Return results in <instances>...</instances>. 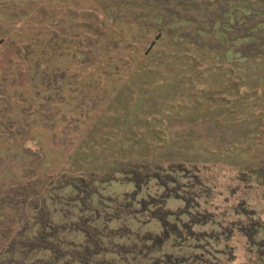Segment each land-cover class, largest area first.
<instances>
[{"label":"rangeland","instance_id":"1","mask_svg":"<svg viewBox=\"0 0 264 264\" xmlns=\"http://www.w3.org/2000/svg\"><path fill=\"white\" fill-rule=\"evenodd\" d=\"M232 172L264 177V0H0V251L49 205L59 256L226 264Z\"/></svg>","mask_w":264,"mask_h":264},{"label":"trees","instance_id":"2","mask_svg":"<svg viewBox=\"0 0 264 264\" xmlns=\"http://www.w3.org/2000/svg\"><path fill=\"white\" fill-rule=\"evenodd\" d=\"M261 183L264 184L263 175H259ZM125 198H131L129 195H125ZM137 204L142 205L143 199L137 200ZM91 205L93 208L89 210L90 213V226L92 233H98L96 229L99 224L100 211L98 210L99 203L91 198ZM184 213V212H183ZM204 213V212H203ZM170 214V212H166ZM68 218L73 221H78L83 216V211L73 206L70 209V212L67 213ZM65 216L62 210H57L50 207L49 205L29 208L28 213L25 215L26 223L31 222L30 226H26L27 230V239L29 241L20 243L19 250L15 249V246L18 245V242H13L14 245L11 247L8 246L5 250L0 251V264H92V255L93 253L82 250L78 253L76 257L73 255L59 256L57 248H55L52 243L44 242L43 237L47 236L44 234L45 229L57 228L55 224L60 217ZM154 217L153 214L150 215ZM205 218L208 219V214ZM204 219V221H206ZM51 221L52 223H49ZM54 222V223H53ZM162 228H165L163 223ZM244 234L247 236L251 244L254 246L255 251L258 256L260 264H264V235H257L256 232H249L248 229H242ZM258 230L264 232V225H258ZM82 234L86 236V245L90 248L95 246L103 245L104 247H109L111 245L122 244V236L116 235H106L102 236L98 233V238L91 240L88 238L87 230H82ZM49 235V234H48ZM51 235V234H50ZM152 236L149 235L147 239H151ZM129 243V242H126ZM117 253L109 249L103 251V257L107 259L105 264H118L117 261H111L110 258H113ZM122 264H140L134 263L131 260L127 259L122 262Z\"/></svg>","mask_w":264,"mask_h":264},{"label":"crops","instance_id":"3","mask_svg":"<svg viewBox=\"0 0 264 264\" xmlns=\"http://www.w3.org/2000/svg\"><path fill=\"white\" fill-rule=\"evenodd\" d=\"M232 174V180L237 186V190L232 189L231 196H229V188L224 187L222 197H227L228 202H223L217 210H234L237 203L244 210L235 209V217L238 220L233 222L232 225H235V229L231 228L230 233L231 238L235 237V241L231 244L232 248L226 264H260L254 246L249 242L242 229L251 223L253 232H256L257 235H264V232L258 230V225H264V184L261 183L257 174L251 175L252 178L249 181L242 180L243 177L240 178L238 172H232Z\"/></svg>","mask_w":264,"mask_h":264}]
</instances>
